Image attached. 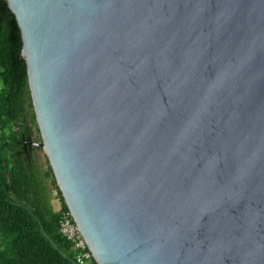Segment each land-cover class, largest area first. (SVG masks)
Segmentation results:
<instances>
[{
	"label": "water",
	"instance_id": "obj_1",
	"mask_svg": "<svg viewBox=\"0 0 264 264\" xmlns=\"http://www.w3.org/2000/svg\"><path fill=\"white\" fill-rule=\"evenodd\" d=\"M6 2L95 262L264 264V0Z\"/></svg>",
	"mask_w": 264,
	"mask_h": 264
},
{
	"label": "trees",
	"instance_id": "obj_2",
	"mask_svg": "<svg viewBox=\"0 0 264 264\" xmlns=\"http://www.w3.org/2000/svg\"><path fill=\"white\" fill-rule=\"evenodd\" d=\"M21 49L15 17L0 0V264H76L71 242L59 231L68 209L49 163L41 170L23 152L33 141L35 118Z\"/></svg>",
	"mask_w": 264,
	"mask_h": 264
},
{
	"label": "built area",
	"instance_id": "obj_3",
	"mask_svg": "<svg viewBox=\"0 0 264 264\" xmlns=\"http://www.w3.org/2000/svg\"><path fill=\"white\" fill-rule=\"evenodd\" d=\"M59 231L63 237L71 242L73 249L76 252V264H97L79 228L74 223L71 213L68 210L61 214Z\"/></svg>",
	"mask_w": 264,
	"mask_h": 264
},
{
	"label": "rangeland",
	"instance_id": "obj_4",
	"mask_svg": "<svg viewBox=\"0 0 264 264\" xmlns=\"http://www.w3.org/2000/svg\"><path fill=\"white\" fill-rule=\"evenodd\" d=\"M33 127L35 130L33 141L40 143L41 142L40 135H39V132L36 131V128H37L36 122H34ZM28 161H30L32 164L39 167L41 170L45 171L47 169V158L45 156L44 151L41 148H38V147L33 148L32 153L30 157L28 158ZM47 181L49 182L50 179H47ZM49 192H50L51 204L53 208L57 210L59 207L57 193L54 189H51Z\"/></svg>",
	"mask_w": 264,
	"mask_h": 264
},
{
	"label": "flooded vegetation",
	"instance_id": "obj_5",
	"mask_svg": "<svg viewBox=\"0 0 264 264\" xmlns=\"http://www.w3.org/2000/svg\"><path fill=\"white\" fill-rule=\"evenodd\" d=\"M33 148H35V146H33V145H29V146L24 147V151L23 152H24L26 160H28V158L30 157Z\"/></svg>",
	"mask_w": 264,
	"mask_h": 264
}]
</instances>
